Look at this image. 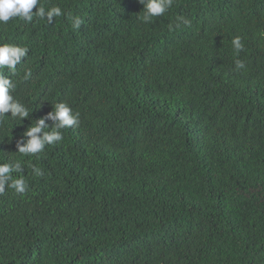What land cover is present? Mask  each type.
Instances as JSON below:
<instances>
[{
  "label": "trees",
  "instance_id": "1",
  "mask_svg": "<svg viewBox=\"0 0 264 264\" xmlns=\"http://www.w3.org/2000/svg\"><path fill=\"white\" fill-rule=\"evenodd\" d=\"M40 3L64 15L0 25L29 48L13 79L32 112L0 121L28 183L0 198V264H264V0H173L149 24L140 0ZM60 101L78 127L7 150Z\"/></svg>",
  "mask_w": 264,
  "mask_h": 264
},
{
  "label": "clouds",
  "instance_id": "2",
  "mask_svg": "<svg viewBox=\"0 0 264 264\" xmlns=\"http://www.w3.org/2000/svg\"><path fill=\"white\" fill-rule=\"evenodd\" d=\"M143 5L141 11L143 15L140 19L146 23H152L154 18L163 17L173 6V0H140ZM36 11H33V9ZM64 15L60 6L45 7L40 0H0V25H7L12 20H22L32 22L34 18L47 20L49 24L54 22L55 17ZM83 20L79 16L71 18L73 30L81 27ZM180 23L188 24L189 21L183 17L178 18L176 27ZM171 27V25H170ZM20 43V42H19ZM232 46L236 53L243 51L244 45L239 36L233 37ZM29 48L12 43H0V121L5 117L12 120H22L30 117L28 107L14 95L16 83L13 77L16 75L17 66L27 57ZM236 69H243L245 64L242 60H235ZM31 76V71L27 70L24 79ZM10 113V115H9ZM48 121L52 123L49 124ZM80 125V114L64 101L53 105L52 111L45 116L35 119V124H31L23 131L19 140L7 147L15 148V151L23 156H33L42 153L46 146L53 145L64 139L63 131L67 128L78 127ZM15 145V147H11ZM18 148V149H16ZM33 173L36 176H43V171L32 165ZM24 167L19 161L0 162V198L5 197L6 190H13L17 194H22L28 189V183L24 178Z\"/></svg>",
  "mask_w": 264,
  "mask_h": 264
}]
</instances>
